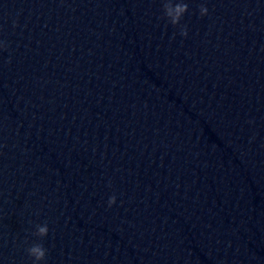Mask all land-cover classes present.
Listing matches in <instances>:
<instances>
[{"label": "water", "instance_id": "1", "mask_svg": "<svg viewBox=\"0 0 264 264\" xmlns=\"http://www.w3.org/2000/svg\"><path fill=\"white\" fill-rule=\"evenodd\" d=\"M183 2L0 0V264H264V0Z\"/></svg>", "mask_w": 264, "mask_h": 264}, {"label": "clouds", "instance_id": "2", "mask_svg": "<svg viewBox=\"0 0 264 264\" xmlns=\"http://www.w3.org/2000/svg\"><path fill=\"white\" fill-rule=\"evenodd\" d=\"M162 3L164 18H166L171 25L179 27V34L182 37L187 38L189 34L187 26L181 25L182 19L184 18L185 14L189 11L187 3L183 2V0H162ZM199 12L201 17L207 16L209 14V10L204 4H201ZM0 49L6 50V45L3 41H0ZM116 202V197L115 195H113L109 198L108 206L112 207L116 204ZM48 234L49 228L47 223L36 226V231L34 235H36L38 238L43 239L47 237ZM27 253L30 257L33 258L35 264H41V262H44L46 260L47 249H45L42 244L36 243L27 249Z\"/></svg>", "mask_w": 264, "mask_h": 264}]
</instances>
